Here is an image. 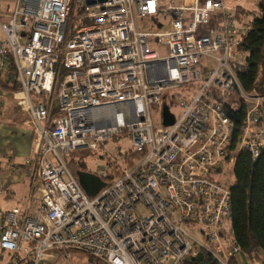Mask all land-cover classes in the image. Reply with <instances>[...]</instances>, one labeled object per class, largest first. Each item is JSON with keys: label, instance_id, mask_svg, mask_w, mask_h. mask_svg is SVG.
<instances>
[{"label": "built area", "instance_id": "built-area-1", "mask_svg": "<svg viewBox=\"0 0 264 264\" xmlns=\"http://www.w3.org/2000/svg\"><path fill=\"white\" fill-rule=\"evenodd\" d=\"M15 1L0 21V82L14 89L35 129V156L26 164L38 170L41 196L34 214L15 208L4 216L0 247L10 264H53L76 251L92 264H182L201 250L220 264L237 262L242 250L226 249L222 239L232 192L215 176L237 154L258 159L264 150V96L246 93L236 74L248 63L240 47L252 32L238 7L227 0H79L91 25L73 31L74 0ZM163 10L171 19L155 21L158 31L137 29L136 17ZM198 82V92L186 89ZM241 102L242 135L229 157L226 105L234 110ZM164 105L175 124L165 126L162 112L156 128L152 111ZM116 137H130V149L120 152L123 160L102 150L111 159L95 175L107 187L89 197L63 155L101 151ZM193 225L208 244L185 228Z\"/></svg>", "mask_w": 264, "mask_h": 264}, {"label": "trees", "instance_id": "trees-1", "mask_svg": "<svg viewBox=\"0 0 264 264\" xmlns=\"http://www.w3.org/2000/svg\"><path fill=\"white\" fill-rule=\"evenodd\" d=\"M258 12H251L240 3L237 15L240 21H247L252 26V32L243 36L240 50L248 52L247 65L237 68L240 84L244 91L251 94L258 90L264 95V0H258ZM259 85V86H258ZM14 90V89H13ZM227 115L233 121L232 142L228 156L235 150L242 135V127L246 110L243 102L234 110L226 105ZM121 154V153H120ZM258 159L241 152L236 155L234 165L235 183L230 187L231 197V238H227L225 230L223 238L225 248L232 245L240 247L250 261L264 264V150ZM120 159L124 158L120 155ZM84 164L71 169L82 171ZM114 174L108 176L107 182L113 180ZM88 255V254H87ZM90 256V255H89ZM93 258V257H92ZM18 264H30L21 262ZM56 264V262L54 263ZM96 264H105L102 261ZM182 264H220L208 251H199L196 257L188 258ZM233 264H239L236 261Z\"/></svg>", "mask_w": 264, "mask_h": 264}, {"label": "crops", "instance_id": "crops-1", "mask_svg": "<svg viewBox=\"0 0 264 264\" xmlns=\"http://www.w3.org/2000/svg\"><path fill=\"white\" fill-rule=\"evenodd\" d=\"M3 3L0 0V21H5L11 14L9 1ZM3 40L0 31V41ZM13 91L0 82V103L3 106L0 108V228L4 226L5 214L15 208L25 216L34 214L41 196L38 170L26 164L35 156V129L30 118L18 106ZM11 262L10 254L0 247V264ZM237 262L245 263L242 257Z\"/></svg>", "mask_w": 264, "mask_h": 264}, {"label": "rangeland", "instance_id": "rangeland-1", "mask_svg": "<svg viewBox=\"0 0 264 264\" xmlns=\"http://www.w3.org/2000/svg\"><path fill=\"white\" fill-rule=\"evenodd\" d=\"M4 3L9 1L10 5V10L9 13H12L16 1L15 0H3ZM258 0H227L226 4L228 6H238L240 3H243L244 7L247 8V10L251 12H258ZM3 3V4H4ZM175 6L179 5V0L174 2ZM83 4L80 3L79 0H74L73 6H72V14L71 17L69 18V25L68 27L71 28L73 31H77L78 29L81 28H86L91 25L90 21L82 19V13H83ZM136 26L138 30H145V31H150V32H156L158 31L157 26L154 24L155 21H157L159 24H164L169 22L171 19V16L167 14L165 10L159 11L158 14L154 16L148 17V19H141L139 17H136ZM153 51L158 52L162 56H166V48L164 47H159L157 45L152 44L151 46ZM201 82H198L197 84L193 85L192 87H186V89L198 92L200 90ZM176 93H179L177 91ZM174 94V92H173ZM170 93H168V96ZM170 109L171 112H173L176 115H179V111L176 108V104H171L170 103ZM153 113V119H154V124L156 128H162V107H158L152 111ZM131 146V138L129 137H116L114 140L107 142L106 144L102 145L101 151H92L89 149H83V150H76V151H71L69 154L63 155L64 161L68 164V166L72 169H75V167H79L80 163L84 164L83 170L91 173V174H96L100 170L106 169L107 165L109 164V160L111 159L110 156H105L102 153V150H108V154H112V156H115L116 158H119L120 152H124L130 149ZM76 170V169H75ZM216 180L221 182L222 185L231 187L234 185L235 180H234V165L225 163L222 166V171L215 176ZM225 235L227 238H231L232 236L230 235L231 233V222L227 221L225 223ZM186 229H188L189 233L194 236V238L201 243L208 244V241L204 238L200 228L197 225H193L192 227L185 226ZM244 259L245 263L243 264H250L253 261H250L247 256L242 253L239 256ZM93 258L89 255H86L81 252H73L71 255V259H59L56 262V264H92L93 263ZM53 262V264L55 263ZM243 262V261H242ZM241 262V264H242ZM259 262V261H258ZM258 262H253L257 263ZM261 264V263H259Z\"/></svg>", "mask_w": 264, "mask_h": 264}, {"label": "water", "instance_id": "water-1", "mask_svg": "<svg viewBox=\"0 0 264 264\" xmlns=\"http://www.w3.org/2000/svg\"><path fill=\"white\" fill-rule=\"evenodd\" d=\"M264 96V95H263ZM163 124L165 126H173L175 123L174 115L169 111L167 105L163 106ZM75 175L78 178L80 186L89 197L94 198L97 194L107 187L106 183L95 174L86 171H76Z\"/></svg>", "mask_w": 264, "mask_h": 264}]
</instances>
